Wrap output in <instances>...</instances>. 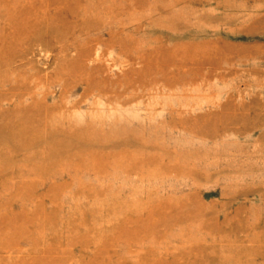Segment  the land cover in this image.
I'll return each instance as SVG.
<instances>
[{
  "label": "rangeland",
  "instance_id": "rangeland-1",
  "mask_svg": "<svg viewBox=\"0 0 264 264\" xmlns=\"http://www.w3.org/2000/svg\"><path fill=\"white\" fill-rule=\"evenodd\" d=\"M0 264H264V0H0Z\"/></svg>",
  "mask_w": 264,
  "mask_h": 264
}]
</instances>
